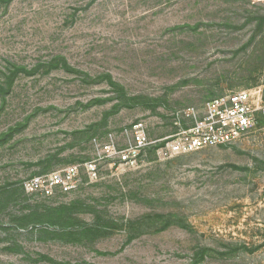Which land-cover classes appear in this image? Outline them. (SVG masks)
I'll return each instance as SVG.
<instances>
[{
	"label": "rangeland",
	"instance_id": "rangeland-1",
	"mask_svg": "<svg viewBox=\"0 0 264 264\" xmlns=\"http://www.w3.org/2000/svg\"><path fill=\"white\" fill-rule=\"evenodd\" d=\"M247 89L264 99V0H0V264H264V121L130 169L97 156Z\"/></svg>",
	"mask_w": 264,
	"mask_h": 264
},
{
	"label": "built area",
	"instance_id": "built-area-1",
	"mask_svg": "<svg viewBox=\"0 0 264 264\" xmlns=\"http://www.w3.org/2000/svg\"><path fill=\"white\" fill-rule=\"evenodd\" d=\"M172 119L176 131L161 139L149 137L144 121L123 130L121 134L125 143L122 147L117 137L110 133L108 142L99 145L98 159H112L116 168L130 169L138 164L149 148L157 144L158 156L165 159L178 153L234 142L264 119V99L256 89L229 92L206 101L201 107L178 109L172 113ZM89 166L92 172L97 171L95 161ZM75 175L74 168L63 175L53 173L50 182L68 190Z\"/></svg>",
	"mask_w": 264,
	"mask_h": 264
},
{
	"label": "trees",
	"instance_id": "trees-1",
	"mask_svg": "<svg viewBox=\"0 0 264 264\" xmlns=\"http://www.w3.org/2000/svg\"><path fill=\"white\" fill-rule=\"evenodd\" d=\"M262 121H264V119H261V120H260V123H261Z\"/></svg>",
	"mask_w": 264,
	"mask_h": 264
}]
</instances>
